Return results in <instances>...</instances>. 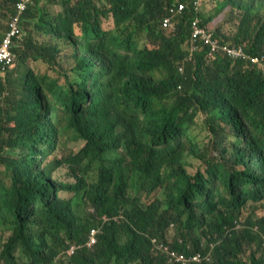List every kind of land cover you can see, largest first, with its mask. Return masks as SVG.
Here are the masks:
<instances>
[{
	"label": "trees",
	"instance_id": "1",
	"mask_svg": "<svg viewBox=\"0 0 264 264\" xmlns=\"http://www.w3.org/2000/svg\"><path fill=\"white\" fill-rule=\"evenodd\" d=\"M19 1L0 0V41ZM205 1H34L0 69V264H179L155 246L171 230L176 250L212 253L200 264H264V64L192 48V23L222 18L219 37L264 55V0Z\"/></svg>",
	"mask_w": 264,
	"mask_h": 264
},
{
	"label": "built area",
	"instance_id": "2",
	"mask_svg": "<svg viewBox=\"0 0 264 264\" xmlns=\"http://www.w3.org/2000/svg\"><path fill=\"white\" fill-rule=\"evenodd\" d=\"M30 0H23L22 3L17 5L18 15L13 17L9 24V31L0 44V63L4 66L13 65L15 61V55L12 52L14 40L20 38V16L26 11L27 4ZM195 10H198V6L195 4ZM184 10L183 5L179 6V12ZM174 14L173 11H171ZM164 28L168 29L172 27V18H168L163 23ZM192 48L198 50L200 46L209 50L210 55L216 53H224L225 56L233 60H249L253 62H259V57L250 56L244 47L235 44L224 43L220 38L216 36L213 30L205 29L200 26L198 21L192 23Z\"/></svg>",
	"mask_w": 264,
	"mask_h": 264
},
{
	"label": "clouds",
	"instance_id": "3",
	"mask_svg": "<svg viewBox=\"0 0 264 264\" xmlns=\"http://www.w3.org/2000/svg\"><path fill=\"white\" fill-rule=\"evenodd\" d=\"M34 1L35 0H30V2L27 4V9H26V11L20 16V29H21V36H20V38H17V39H15L14 40V44H13V47H12V52H13V54L15 55V58H16V54H15V52H14V47L16 46V44H17V42L18 41H20L23 37H24V35H25V33H24V30H23V28H22V25H21V22H22V17L24 16V14L28 11V9L31 7V6H33L34 5ZM23 2V0H20L17 4H16V6H15V8H14V14L10 17V19H9V21H8V27H7V30H6V32H5V34H4V36H3V38H2V40L0 41V44L2 43V41H3V39L5 38V36H6V34L8 33V31H9V24H10V21H11V19L13 18V17H15V16H17L18 15V11H17V5L19 4V3H22ZM180 5H183V7H184V10L182 11V12H179V6ZM195 3L193 2V4H192V8H193V11H194V13L196 14H199L200 13V7H198V10H195ZM186 10V4L185 3H178V5L176 6V7H174V8H171L170 10H169V15L167 16V17H165L164 18V20H163V23H164V21L166 20V19H168V18H172V27L171 28H173V21H175V20H177V19H179V17L182 15V13L184 12ZM171 11H173L174 12V14H172L171 13ZM200 26L202 27V25H201V22H200ZM164 27V26H163ZM114 28V26L111 28V29H113ZM171 28H168V29H171ZM202 28H204V27H202ZM166 29V28H165ZM206 29V28H205ZM211 30V29H210ZM214 33L216 34V32L214 31ZM216 36L218 37V38H220L224 43H228V44H232V43H229V42H227V41H225L223 38H221V37H219L217 34H216ZM233 44H235V43H233ZM235 45H238V44H235ZM238 46H242V47H244L245 48V46L244 45H238ZM245 50H246V48H245ZM209 51V50H208ZM246 52L250 55V56H252V57H259L260 58V61L259 62H253L251 59H249V60H239V61H251V62H253V63H256V64H259V63H262V64H264V55H262V56H255V55H252V54H250L247 50H246ZM209 55H210V52H209ZM213 55H215V56H217V55H222V56H225V54L224 53H216V54H213ZM225 57H227V56H225ZM227 58H229V57H227ZM229 59H231V58H229ZM231 60H233V59H231ZM235 61H237V60H235ZM14 63H15V61H14ZM13 65H8V66H4L2 63H0V69L2 70V71H8L11 67H12ZM101 232V229H93L91 232H90V235H89V237H88V243H87V247H93L94 245H95V243L97 242V234H99ZM155 246H156V249L158 250V251H160V252H162L163 254H165L167 257H168V259H169V261L170 262H175V263H179V264H188V263H190V262H196V263H204L205 261H207V262H212V260H213V258H212V253L210 252V253H208V254H205V253H202V252H196V253H194V254H187L185 251H178V250H176L175 248H173L172 247V238H169L167 241H164V240H159L158 238H156V240H155ZM74 247H72L69 251H68V255H72L73 253H74ZM186 249H188V250H191V247H187Z\"/></svg>",
	"mask_w": 264,
	"mask_h": 264
},
{
	"label": "rangeland",
	"instance_id": "4",
	"mask_svg": "<svg viewBox=\"0 0 264 264\" xmlns=\"http://www.w3.org/2000/svg\"><path fill=\"white\" fill-rule=\"evenodd\" d=\"M220 1H223V0H216V1H210V2H208V1L206 2L205 1L204 2V6L207 9L210 10V9H213ZM42 2H43V6H46L47 9L49 10V13L50 12H55L56 13V10L60 11L59 7L51 6L49 4L46 5L47 0H42ZM203 10L204 9H202L201 12ZM221 19L222 18L215 19L211 24L208 25V28L213 30V31H215V32L220 30L222 33H225V34H227L228 32H231L232 29H230V26L226 24V21L222 22ZM112 27L113 26H112V20L111 19L108 20V21H105V23H104V28L105 29H111ZM70 54H71V50L67 51V56H65V53H63L62 54L63 60L65 58H70V60L73 61V58L70 57ZM63 60H62V62H63ZM62 65H63L64 68L66 67L63 63H62ZM27 67L33 69L36 73H39V74H48V75L54 74V72H53V70L51 68V65H49L47 63H44V62H28ZM56 69L59 72V68L56 67ZM23 71H24V68L21 67V70L17 69V70H15L13 72V74H12V82L13 83H19V79H20V76L22 78ZM195 135H196V140L200 141L202 143V145L207 143V139H206L207 132L204 129L203 117L201 115H199L198 120H197V127H196V130H195ZM63 144H66L68 149L74 150V151H78L84 145L83 142H78V143L77 142H69V143H66L65 139L62 140V143L60 144V146H62ZM57 155H59V149L56 150L55 153H53L52 155L48 156L47 160H52ZM200 166L201 165H200L199 162L193 163L190 166V167H193V168H191V171L192 172H194V171L196 172V170L199 169ZM55 176L59 177V179L63 180V181L69 180V177L67 175V171L65 169L59 170ZM261 214H264V212H261ZM173 235H174V231L171 230V233H170L171 237L170 238H172Z\"/></svg>",
	"mask_w": 264,
	"mask_h": 264
}]
</instances>
